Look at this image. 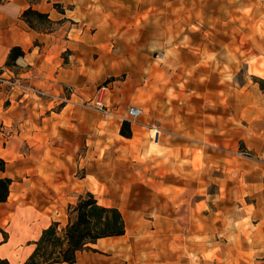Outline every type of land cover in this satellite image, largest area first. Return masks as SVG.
<instances>
[{
	"label": "rangeland",
	"instance_id": "1",
	"mask_svg": "<svg viewBox=\"0 0 264 264\" xmlns=\"http://www.w3.org/2000/svg\"><path fill=\"white\" fill-rule=\"evenodd\" d=\"M94 3L118 31L94 25L89 47L63 52L65 63L76 55L79 82L64 88H73L70 103L49 105L79 116L77 142L62 130L57 179L67 201L43 196L46 219L27 225L11 263H22L45 225L64 228L70 205L92 193L122 212L127 230L76 264H264V0ZM83 28L72 38L81 42ZM102 88L111 116L86 106ZM132 107L143 112L137 120ZM125 122L132 138L121 134ZM2 134L1 151L17 140ZM21 145L28 167L43 165L38 139ZM37 176L52 187L54 177L28 168L12 201L18 183L33 191Z\"/></svg>",
	"mask_w": 264,
	"mask_h": 264
},
{
	"label": "crops",
	"instance_id": "2",
	"mask_svg": "<svg viewBox=\"0 0 264 264\" xmlns=\"http://www.w3.org/2000/svg\"><path fill=\"white\" fill-rule=\"evenodd\" d=\"M94 1L96 0H0V75L3 73L5 78L14 75L36 86L40 84L42 89L58 96L63 94L65 87H75L80 78L76 67L78 60H74L76 55H73L68 63H65L63 52L71 51L75 54L82 43L89 47L88 29L94 25L118 31L114 15L106 10H97ZM56 5H60L62 11L57 9ZM29 8L48 14L51 20L61 24L51 34L37 32L22 19L23 13ZM81 24H84V36L80 42L72 36L75 28ZM17 46L25 51V56L17 61L14 71L7 68L6 63L11 50ZM50 104L38 102L30 95L22 97L21 91L0 84V143L3 139L2 131L17 132L14 135L17 139L14 144L9 145L12 142L10 140L3 150H0V157L7 162L6 172H0V177L13 180L8 202L0 204V230L7 224L11 227L7 240L0 236V259H8L10 263V255L17 254L18 243L28 239L27 225L33 220L38 222L46 219L50 207L47 198L43 196L53 198L51 205H61L63 199L67 201L63 198V189L57 179L58 162H62L63 158V150L60 148L63 141L62 130H70L73 134L71 142H77L80 137L79 116L74 114L73 110L68 114V106L61 111H54L49 108ZM37 139L43 149L36 153V156L43 161V165L28 167L30 158L25 156L20 146ZM28 168H35L37 172L43 169L49 176L54 177L53 182H50L52 187L42 183L43 179L38 176L32 179L35 185L33 191L27 190L28 185L18 183L20 186L17 187L15 195L19 196V202L16 203L12 201L16 177L25 173ZM51 224L52 222L45 225L38 237ZM31 245L33 249H29L28 255L20 264L32 254L34 245Z\"/></svg>",
	"mask_w": 264,
	"mask_h": 264
},
{
	"label": "trees",
	"instance_id": "3",
	"mask_svg": "<svg viewBox=\"0 0 264 264\" xmlns=\"http://www.w3.org/2000/svg\"><path fill=\"white\" fill-rule=\"evenodd\" d=\"M57 9L62 11L60 5ZM22 19L27 25L40 33L51 34L61 22L50 19L48 14L29 8ZM25 56L21 47L11 50L7 68H16L17 61ZM125 138H132L130 122H125L121 131ZM7 162L0 157V172H6ZM13 180L0 177V204L7 203L11 195ZM68 223L61 228L59 222L52 223L42 231L34 250L23 264H76L80 253L91 249L100 241L123 237L126 222L122 212L116 207L102 205L92 193L81 196L68 210ZM0 264H11L8 259H0Z\"/></svg>",
	"mask_w": 264,
	"mask_h": 264
},
{
	"label": "built area",
	"instance_id": "4",
	"mask_svg": "<svg viewBox=\"0 0 264 264\" xmlns=\"http://www.w3.org/2000/svg\"><path fill=\"white\" fill-rule=\"evenodd\" d=\"M0 84H6V86L11 88L12 90L21 91L22 97L30 95L37 98L40 102L58 103L59 105L70 103L72 101V97L75 95L74 91L72 90L73 88H70L69 94H62L61 96H58L53 94L49 90L38 88L36 85L23 81L22 79H19L14 75L5 78L3 77V73L2 75H0ZM104 92V88L100 89L97 98L93 101H90L86 106L88 108H94L95 110L102 112L106 116H111L109 106L105 103ZM142 114V110L136 107L130 108L127 112V115L131 120L139 119ZM154 137L155 139H157V141H159L161 137V131L155 130Z\"/></svg>",
	"mask_w": 264,
	"mask_h": 264
}]
</instances>
